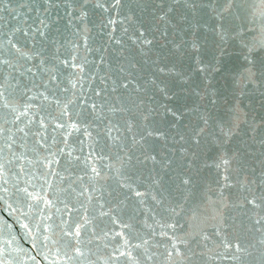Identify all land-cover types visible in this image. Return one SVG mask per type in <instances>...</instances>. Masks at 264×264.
<instances>
[{"label":"water","instance_id":"water-1","mask_svg":"<svg viewBox=\"0 0 264 264\" xmlns=\"http://www.w3.org/2000/svg\"><path fill=\"white\" fill-rule=\"evenodd\" d=\"M3 4L0 264H260L264 0ZM94 101L127 109L113 140L77 115Z\"/></svg>","mask_w":264,"mask_h":264},{"label":"snow or ice","instance_id":"snow-or-ice-1","mask_svg":"<svg viewBox=\"0 0 264 264\" xmlns=\"http://www.w3.org/2000/svg\"><path fill=\"white\" fill-rule=\"evenodd\" d=\"M44 3L46 5H48V0H44ZM117 4H119V0H117ZM54 6H56V5H48V7H54ZM18 7H28L29 10L31 11V6H29V5H19ZM81 7H83V6L81 5ZM96 7L103 8L104 6H103V4L97 3ZM38 10H39V7H37V11ZM47 10L48 9L46 7L45 11H47ZM0 11H6L8 13V15L11 17L12 20L16 19V16H12L13 9H10L8 4L0 5ZM17 15H20V13H17ZM82 15H83V13H82ZM109 22L110 23H114V21H109ZM39 24L42 27L31 28V26H29L28 28L23 30V36H24V38L26 40H28L29 43H38L39 42V41L36 40L37 34L39 35V37H41L43 39H47V32L42 30V29L43 28H47L48 25L45 24V21L43 19H41L39 21ZM8 26H9L8 21H6L5 22V27H8ZM29 28H30V31H29ZM12 31L18 33V32H21L22 29L19 26H16V27L12 28ZM30 36H31V39H29ZM221 39H223V37H221ZM115 42L116 43H120L119 40H117ZM144 42L145 43H150L149 41H144ZM7 43H8V45H10L12 50H14L15 52L19 53L20 55H25V53L21 52V49L17 47V43H13L12 42V38L11 37L8 38ZM55 58L57 60H59V57H55ZM29 59H30V57H29ZM72 59H73V62H75L76 57L73 56ZM60 62L61 63H65V64L67 63L66 60L65 61H60ZM100 62H103V57L101 58ZM0 63L8 64L9 61L8 60H3V61H0ZM261 64H262V70H264V61H262ZM41 65H43V60L41 61ZM73 67L80 68V71L81 72L83 71V68L80 67V65H78V64L73 63ZM40 70L44 71V68L41 67ZM56 79L57 78H56L55 75H49V81L55 82ZM45 83H48V81H46ZM120 86L123 87L124 85L121 84ZM72 87L75 88V83L72 84ZM26 90L27 91H31V89H26ZM115 90H116L115 88L112 89L113 92H115ZM62 91H67V89H62ZM94 95L96 97H100L101 96V90H96L94 92ZM39 96L45 101H47L49 99V97L45 96L43 92L39 93ZM70 103H72V101H68V103L64 104L63 107L60 109V112H61L62 116H69L68 104H70ZM79 103L81 105H84L85 104V100H80ZM57 104H59V100H57ZM5 107H8V105L5 104ZM88 109H90L91 111L89 112ZM13 111H15V109H13ZM122 111H127V109H124L122 107H116L114 105H110V104L107 103V101H102L101 103H96L94 101L93 103L88 105L86 108L81 109L80 112L77 113V115L80 116L81 119H86L88 116H91L93 120L100 121L101 123L104 121V119H108V123L104 126L103 129H101V131L105 132V134L108 136L109 140H113L114 137H112L111 133L113 132V130H116L118 132L119 129L116 127V124H114L112 122V119H111V117L108 114H113L114 115L115 113L122 112ZM143 119L147 120L148 116L144 115ZM79 123H80V121H77V122H74L72 124L67 125V127L69 128V130L76 129L77 128V124H79ZM91 123H92V121H89V124H91ZM205 123H207V121H205ZM41 127H44L43 123H41ZM56 127L58 129H63L65 127V124L64 123H57ZM128 128H129V130H131V128H132V124L130 122L128 123ZM19 130L23 131V129H19ZM84 132H85L86 136H91V133L88 132L87 127L84 128ZM146 134L150 136L153 133H152V131H148ZM61 151H63V149H61ZM225 163H227V162L225 161ZM93 171H95V169H93ZM187 182H188L187 180L184 181V183H187ZM123 186L124 185H121V187H123ZM135 195L140 196L142 194L140 192H135ZM254 199L253 200H247L246 202L248 204H253L254 203ZM261 200H262V202H264V197H262ZM255 206L256 207H260V205H255ZM77 227H80V226L77 225ZM76 235L79 236L80 233L76 232ZM260 244H261V246H264V238L261 239ZM224 246L225 247H230L231 245L226 243ZM137 247H139V245H137ZM236 250H237V252H244L245 251V249H243L240 246L239 241H237ZM124 254L125 253H120V255H124ZM169 255H171V253H169ZM129 256H130V254H129ZM130 258H131V256H130ZM260 264H264V255H262V259L260 261Z\"/></svg>","mask_w":264,"mask_h":264}]
</instances>
